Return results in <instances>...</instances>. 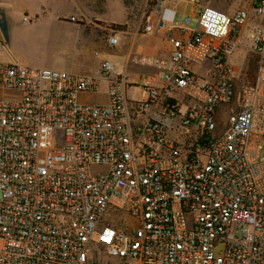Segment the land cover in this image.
<instances>
[{"label": "built area", "instance_id": "1", "mask_svg": "<svg viewBox=\"0 0 264 264\" xmlns=\"http://www.w3.org/2000/svg\"><path fill=\"white\" fill-rule=\"evenodd\" d=\"M180 1L135 79L0 62V264H264V0Z\"/></svg>", "mask_w": 264, "mask_h": 264}, {"label": "rangeland", "instance_id": "2", "mask_svg": "<svg viewBox=\"0 0 264 264\" xmlns=\"http://www.w3.org/2000/svg\"><path fill=\"white\" fill-rule=\"evenodd\" d=\"M157 1L45 0L43 3L49 6L46 15L38 14L39 17L35 18L36 11L33 9L28 16L18 11L11 20L7 19V38L0 30V53L14 63L90 75H97L100 60L107 58L118 73L135 79L140 73L152 71L131 64L129 57L136 54V49L141 52L154 38L163 37L158 32H145L148 17ZM159 1H163L166 7L179 10V22L193 15L192 4L180 0ZM72 16L79 21L71 22ZM196 25L197 18L193 16L191 27ZM108 28L123 32L114 48H109L105 42L104 29ZM246 58L243 51H238L232 58L241 71L239 84L254 82L255 60L253 57ZM83 100L95 104L105 99L103 96H84ZM92 264H108L103 249L96 250Z\"/></svg>", "mask_w": 264, "mask_h": 264}, {"label": "crops", "instance_id": "3", "mask_svg": "<svg viewBox=\"0 0 264 264\" xmlns=\"http://www.w3.org/2000/svg\"><path fill=\"white\" fill-rule=\"evenodd\" d=\"M36 2L37 3H35V0H0V7L4 8L6 17L9 20H11L13 15H15V13L18 11L25 13L28 16V14H30V11H33V9H35L36 11L34 12V15H36L35 18L39 17L38 14L46 15L47 9L49 7L47 6L46 2L43 3L41 0H37ZM158 34L162 35L163 37L154 38L153 41H149L148 45L141 52L138 49H136L135 53L143 54L145 56H150V57H158L161 59L167 58L168 52H169V43L164 33H158ZM129 50H130L129 54L131 55L132 53L131 47ZM104 59L108 60L107 58H102L101 60H104ZM129 59L132 61L131 56L129 57ZM0 62L14 63L12 62L10 58H6L3 53H0ZM14 64H20V63H14ZM20 65L40 68V67H35V66L27 65V64H20ZM40 69H46V68H40ZM69 73H72V72H69ZM73 74H84V73H73Z\"/></svg>", "mask_w": 264, "mask_h": 264}, {"label": "water", "instance_id": "4", "mask_svg": "<svg viewBox=\"0 0 264 264\" xmlns=\"http://www.w3.org/2000/svg\"><path fill=\"white\" fill-rule=\"evenodd\" d=\"M0 30L5 38L8 36V20L4 8L0 7Z\"/></svg>", "mask_w": 264, "mask_h": 264}]
</instances>
